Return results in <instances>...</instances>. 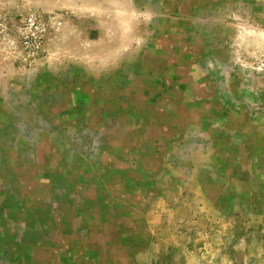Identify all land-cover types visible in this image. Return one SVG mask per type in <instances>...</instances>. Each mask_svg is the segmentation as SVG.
<instances>
[{"label":"crops","instance_id":"1","mask_svg":"<svg viewBox=\"0 0 264 264\" xmlns=\"http://www.w3.org/2000/svg\"><path fill=\"white\" fill-rule=\"evenodd\" d=\"M169 2L157 0L153 32L136 50L131 39L123 42L107 34L141 26L136 0H0V128L20 127L25 133L12 151L0 148V166L10 171L18 163L30 170L42 165V159L57 166L62 179L69 181L57 188L49 180L50 192L39 203L54 213L69 206L80 210L84 200L109 208L104 215L115 235L111 243L118 240L121 264H139L141 256L149 260L175 245L177 232L170 219L178 212L184 221L176 240L195 229L200 235L206 229L218 232L219 224L226 222L229 238L230 230L238 232L229 253L243 240L264 242V74L239 70L241 55L251 49L234 47L230 54L196 31L197 26H210L205 15L225 2L238 6L240 18L264 26V0H217L193 9L183 25L193 32L189 49L201 51V78L214 85L208 100L213 109H188L189 117L145 141L136 153L122 146L124 138L131 139L133 126L125 117L112 119L109 106L100 105L98 116L85 113L74 122L59 120L58 92L62 96L81 89L108 100L133 88L145 56L158 47L153 40L167 26ZM30 15L46 20L47 35L41 57L28 66L17 20ZM77 142L84 146H75ZM127 237L137 239L132 248L121 244ZM173 251L168 249L166 255Z\"/></svg>","mask_w":264,"mask_h":264},{"label":"flooded vegetation","instance_id":"2","mask_svg":"<svg viewBox=\"0 0 264 264\" xmlns=\"http://www.w3.org/2000/svg\"><path fill=\"white\" fill-rule=\"evenodd\" d=\"M216 1L170 0L167 26L153 40L158 47L145 56L144 69L133 88L108 100L92 98L91 92L81 89H70L62 96L58 92L59 120L74 122L85 113L98 116L100 105L109 106L112 119L125 117L133 126L131 139L124 138L122 146L136 153L145 141L169 132L189 117L188 109L198 113L204 105L213 109L208 100L212 99L214 85L201 78V51L189 49L188 36L193 32L183 25L193 9ZM41 161L43 166L30 170L18 163H13L10 171L0 166V264H121L120 252L116 251L118 240L111 243L115 235L104 215L109 208L86 200L80 210L69 206L54 213L41 207L39 203L50 192L46 190L49 180L53 179L57 188L69 181L62 179L57 166L52 168L46 159ZM136 242V238L127 237L121 244L132 248Z\"/></svg>","mask_w":264,"mask_h":264},{"label":"rangeland","instance_id":"3","mask_svg":"<svg viewBox=\"0 0 264 264\" xmlns=\"http://www.w3.org/2000/svg\"><path fill=\"white\" fill-rule=\"evenodd\" d=\"M156 7L157 0H136L135 12L137 17H140L141 26H126V31H120L118 33L116 30H109L107 34L110 38L114 35H118L117 39L123 42L131 39V42H134V49H141V45L153 32L154 15L152 12H156ZM237 11V5L234 6L233 3L225 2L220 10L205 15V19L210 26H197L196 31L197 33H203L207 38L209 37L210 39L208 40L211 43L224 46L230 54H234V47L235 49L243 51L245 48L251 49L247 55H241V63L237 64H241L243 67L240 65L238 68L241 71L250 72V74L254 76L263 75L264 26H257L256 22L253 20L240 18L237 13H235ZM235 23L238 24L234 25ZM251 30L253 32L252 37ZM93 32V36L95 37L98 32L95 31V29ZM245 33H247V37ZM240 36H242V38L239 40V43L235 45L236 39H239ZM262 51L263 53L261 54L263 55L258 54ZM14 129L10 127L0 128L1 150H6V152L12 151V146L15 141L20 142L22 134H25L24 132H20V130H22L20 127L19 131H14ZM25 129L26 128H23V131ZM75 146H84V142H77ZM183 221L184 218L181 213H174L170 219V225H173V230L177 232L174 233V239H172L173 242H176L175 245H170L172 247H166L161 251H157L156 255L152 256L149 260H147L149 256H147V258L141 256V262H139V264H264V242L259 244L254 240H243L238 249H235V251L232 249L229 253L230 244L233 242L232 236L238 232L230 230L232 235L231 238H229L228 232L225 230L228 225L226 222H221V225L219 224L218 232L206 229L204 233L200 235L195 229V231L193 230L191 233L187 234L185 239L183 236V239L180 238L178 239L179 241L176 240L175 237L180 236L178 232H180L182 228L179 226L183 225ZM198 226H202V224H198ZM200 228L201 227H199V229ZM220 229L221 231L219 232ZM222 229H224V231H222ZM256 232L257 229L254 231V235H256ZM214 234L221 235L215 239ZM262 234H264V232ZM164 242L170 244V241L166 242L165 240ZM220 242H222L221 248L218 247L221 245ZM215 243L216 246H214ZM204 244L205 247L203 246ZM170 248H173V253L166 255V251Z\"/></svg>","mask_w":264,"mask_h":264},{"label":"built area","instance_id":"4","mask_svg":"<svg viewBox=\"0 0 264 264\" xmlns=\"http://www.w3.org/2000/svg\"><path fill=\"white\" fill-rule=\"evenodd\" d=\"M17 25V34L25 63L31 66L42 55V49L47 35L46 20L40 16L30 15L27 17H19Z\"/></svg>","mask_w":264,"mask_h":264}]
</instances>
